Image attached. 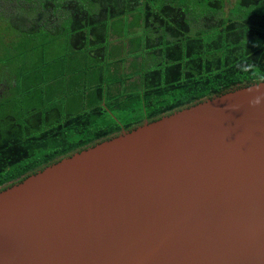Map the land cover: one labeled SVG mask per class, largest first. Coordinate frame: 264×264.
I'll return each mask as SVG.
<instances>
[{
  "label": "water",
  "instance_id": "water-1",
  "mask_svg": "<svg viewBox=\"0 0 264 264\" xmlns=\"http://www.w3.org/2000/svg\"><path fill=\"white\" fill-rule=\"evenodd\" d=\"M262 94L240 82L2 185L0 264H264Z\"/></svg>",
  "mask_w": 264,
  "mask_h": 264
},
{
  "label": "trees",
  "instance_id": "trees-1",
  "mask_svg": "<svg viewBox=\"0 0 264 264\" xmlns=\"http://www.w3.org/2000/svg\"><path fill=\"white\" fill-rule=\"evenodd\" d=\"M87 1L95 6L0 0L1 31L16 41L18 30L24 40L54 26L69 56L79 54L83 84L91 79L75 112L30 107L0 118V187L143 119L264 79V0H204L196 14L175 0ZM7 62L0 60L1 78ZM128 115L133 121L121 122Z\"/></svg>",
  "mask_w": 264,
  "mask_h": 264
},
{
  "label": "rangeland",
  "instance_id": "rangeland-1",
  "mask_svg": "<svg viewBox=\"0 0 264 264\" xmlns=\"http://www.w3.org/2000/svg\"><path fill=\"white\" fill-rule=\"evenodd\" d=\"M80 1L86 8L95 6L88 5L87 0ZM232 2L225 0V7ZM175 3L186 5L189 11L196 14L204 0H175ZM2 22L0 15V25ZM12 24L20 28V23ZM15 33L16 41L13 32L8 28L1 31L0 26V38L4 37L3 44H0V60L8 61L7 72L0 77V80H7L0 97V118L17 117L27 113L30 107L40 109L54 106L59 110L66 107L67 111L75 112L79 96L91 83V79H86L84 84L82 82L83 63L77 56L79 54L69 56V45L61 31L58 32L54 26L42 28L38 33L30 32L29 38L24 40L19 30ZM133 119L128 115L121 122H131Z\"/></svg>",
  "mask_w": 264,
  "mask_h": 264
},
{
  "label": "clouds",
  "instance_id": "clouds-1",
  "mask_svg": "<svg viewBox=\"0 0 264 264\" xmlns=\"http://www.w3.org/2000/svg\"><path fill=\"white\" fill-rule=\"evenodd\" d=\"M262 99H264V94L254 97L253 100L250 103H251L252 106H257V105H259L261 103Z\"/></svg>",
  "mask_w": 264,
  "mask_h": 264
}]
</instances>
